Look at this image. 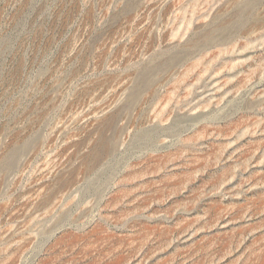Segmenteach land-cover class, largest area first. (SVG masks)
I'll return each instance as SVG.
<instances>
[{
	"label": "rangeland",
	"instance_id": "374dc122",
	"mask_svg": "<svg viewBox=\"0 0 264 264\" xmlns=\"http://www.w3.org/2000/svg\"><path fill=\"white\" fill-rule=\"evenodd\" d=\"M0 264H264V0H0Z\"/></svg>",
	"mask_w": 264,
	"mask_h": 264
}]
</instances>
